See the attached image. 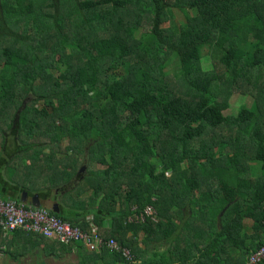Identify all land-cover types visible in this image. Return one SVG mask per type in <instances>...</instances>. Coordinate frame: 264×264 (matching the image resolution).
Wrapping results in <instances>:
<instances>
[{"label":"trees","instance_id":"16d2710c","mask_svg":"<svg viewBox=\"0 0 264 264\" xmlns=\"http://www.w3.org/2000/svg\"><path fill=\"white\" fill-rule=\"evenodd\" d=\"M235 93L249 104L224 115ZM22 192L132 259L0 231L12 259L246 264L264 243V0H0V198Z\"/></svg>","mask_w":264,"mask_h":264},{"label":"built area","instance_id":"2783aa9c","mask_svg":"<svg viewBox=\"0 0 264 264\" xmlns=\"http://www.w3.org/2000/svg\"><path fill=\"white\" fill-rule=\"evenodd\" d=\"M15 230L40 234L62 244L81 243L87 251H98L102 245H105L111 251L120 252L125 259H132L127 248L121 247L113 239L103 241L97 235L95 228L89 233L84 232L80 228L71 226L68 221L51 214L44 207L0 198V231L9 233ZM263 261L264 243L248 255L246 264H258Z\"/></svg>","mask_w":264,"mask_h":264},{"label":"crops","instance_id":"0c3cea01","mask_svg":"<svg viewBox=\"0 0 264 264\" xmlns=\"http://www.w3.org/2000/svg\"><path fill=\"white\" fill-rule=\"evenodd\" d=\"M39 201L41 203V207H44L46 209H51L52 205L56 203L51 199H39ZM104 225H109L108 219L104 221ZM2 249H4V247H2ZM39 257H41V259ZM65 260H68L70 262L69 264L77 263V254L75 248H73L71 252L67 253L62 258L45 256L42 252L41 247H37L32 251V253L25 254L18 257L17 259H12L8 255L0 251V264H65Z\"/></svg>","mask_w":264,"mask_h":264},{"label":"rangeland","instance_id":"374dc122","mask_svg":"<svg viewBox=\"0 0 264 264\" xmlns=\"http://www.w3.org/2000/svg\"><path fill=\"white\" fill-rule=\"evenodd\" d=\"M178 18V17H177ZM169 23H165L163 24V26H167ZM175 64L176 61L174 59H172V62L168 65L167 67V72H172L175 69ZM201 66L204 70H210L212 68V64H211V60L208 56V48H203L201 51ZM230 107L225 110L223 113L224 115H235L237 113V110L241 107V106H245L247 104H249V101L242 95L235 93L231 96L230 98ZM252 174L253 175H258L260 173L259 170V163L257 162H252ZM89 168H94L89 166ZM41 259V257H39ZM67 259V258H66ZM65 264H69L70 262L68 260H65Z\"/></svg>","mask_w":264,"mask_h":264},{"label":"water","instance_id":"95a60500","mask_svg":"<svg viewBox=\"0 0 264 264\" xmlns=\"http://www.w3.org/2000/svg\"><path fill=\"white\" fill-rule=\"evenodd\" d=\"M84 168L82 167L81 170H83ZM19 201L24 203V204H30L32 206H41V203L38 199V197L36 195H34L33 197H28L26 192H22L19 196ZM51 210L58 214L59 213V208H58V204L54 203L51 207Z\"/></svg>","mask_w":264,"mask_h":264}]
</instances>
